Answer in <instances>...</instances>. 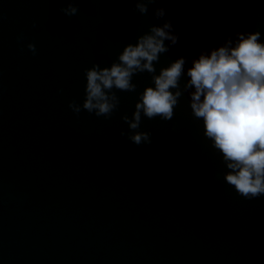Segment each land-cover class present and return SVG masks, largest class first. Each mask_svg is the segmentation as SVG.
Listing matches in <instances>:
<instances>
[{"label":"water","instance_id":"obj_1","mask_svg":"<svg viewBox=\"0 0 264 264\" xmlns=\"http://www.w3.org/2000/svg\"><path fill=\"white\" fill-rule=\"evenodd\" d=\"M67 4L0 0V264H264V195L246 200L223 179L188 92L171 120L142 116L140 145L121 116L152 74L113 89L108 119L68 107L84 99V70L118 62L150 25L178 36L155 74L181 57L187 71L237 32L264 43V0H158L146 15L135 0H76L71 17Z\"/></svg>","mask_w":264,"mask_h":264},{"label":"clouds","instance_id":"obj_2","mask_svg":"<svg viewBox=\"0 0 264 264\" xmlns=\"http://www.w3.org/2000/svg\"><path fill=\"white\" fill-rule=\"evenodd\" d=\"M75 2L68 0L67 7L59 11L68 17L76 15L79 9ZM157 2L135 0V11L146 15L148 5ZM154 15L162 18L165 10L158 8ZM235 35V40L229 38L222 46L201 53L187 71L185 58L181 57L155 74L160 55L169 51L165 41L175 45L178 36L173 34L170 21L161 26L150 25L135 44L123 47L118 62L108 67L93 63L86 68L84 99L80 104L70 101L68 107L77 115L84 110L108 119L120 104L113 89L135 92L133 77L144 72L152 74L154 86L145 87L138 94L131 118L121 116L129 130L121 131V135L136 145L151 143L150 133L139 131L142 116L171 120L181 96L188 92L193 117L202 120L204 137L221 154L228 169L223 179L244 199L259 198L264 195V43L259 31ZM27 48L36 54L34 44H27ZM185 74L187 80L181 88Z\"/></svg>","mask_w":264,"mask_h":264}]
</instances>
